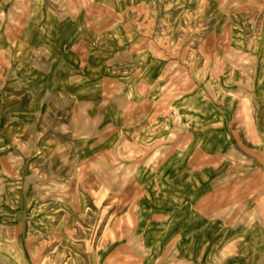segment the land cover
Wrapping results in <instances>:
<instances>
[{
    "label": "rangeland",
    "instance_id": "374dc122",
    "mask_svg": "<svg viewBox=\"0 0 264 264\" xmlns=\"http://www.w3.org/2000/svg\"><path fill=\"white\" fill-rule=\"evenodd\" d=\"M4 1L0 17L9 27L10 39L19 37L24 25L19 22L25 18L31 21L27 39L33 40L37 31L34 32L31 17L36 16L41 19L44 32L55 30L66 36L80 28L83 35L74 44L76 50L101 49L117 55L115 59L119 60H128L131 54L145 50L165 60L167 83L152 105L127 99L119 86L125 80L119 78L125 77L124 72L129 74V68L115 67L106 74L109 80L102 82L104 98L119 107L116 109L122 114V133L114 135L107 127L102 144L94 152L82 153L77 148L82 145L76 142L77 136L91 131L88 127L77 128L73 135L54 127L56 123L59 126V118L72 125L88 126L81 107L69 111L64 98L44 95L43 103L52 112L45 113L42 132L47 135L42 140H47L46 144L54 150L42 155L47 162L42 168L37 167L41 177L28 178L25 190L27 196L37 194L36 203L44 204V211H58L55 220L47 218L46 229L40 234H25L34 264H137L129 255H134L138 264L146 260L145 245L133 231L139 199L161 191L174 202L184 191L193 193L195 186L179 179L140 181L136 175L143 167H135V163L138 160L137 163L146 164L147 170L157 173L162 161L172 154L171 147L187 143V137L168 136L173 128H183V123L172 118L173 102L196 91L201 102L186 99L188 106L192 105L202 116H211L210 121L203 120L197 127L222 128L230 145L217 159L215 210L229 223L251 222L264 227V86L258 84L264 83V0ZM4 64L0 55L2 97ZM2 101L0 109L5 113V98ZM108 107L113 113V106ZM162 113L168 117L166 122L156 119ZM94 119L89 120V127L94 126ZM88 137L91 135L83 137L84 143ZM32 140L29 148L36 142L35 137ZM161 145L167 147L164 152L158 151ZM100 150L105 151L98 154ZM11 157L16 160V155ZM248 157L255 166L260 163L255 173ZM51 180L58 183H50ZM9 188L18 190L11 185ZM19 202L28 207L29 200ZM235 233L241 232L237 229ZM101 245L104 248H98ZM123 254L127 257L121 261ZM165 255L171 260L169 264H177L172 261L174 250ZM253 259L264 264L263 254Z\"/></svg>",
    "mask_w": 264,
    "mask_h": 264
},
{
    "label": "crops",
    "instance_id": "0c3cea01",
    "mask_svg": "<svg viewBox=\"0 0 264 264\" xmlns=\"http://www.w3.org/2000/svg\"><path fill=\"white\" fill-rule=\"evenodd\" d=\"M3 3L5 1L0 0V6ZM31 19L34 32L37 31L33 40L27 39L31 21L25 18L19 22L24 24L19 31V39H10L9 27L0 17V55L5 59L4 97L0 91V108L5 98V113L0 109V264H34V256L28 250L30 243L25 234L31 231L40 234L46 229L47 218H57L55 212L58 210L50 208L44 211V204L36 203L37 194L29 193L27 196L25 190L28 178L36 180L41 177L40 166L47 162L42 159L44 154L54 150L52 145L46 144L47 140H42L47 135L46 131L42 132L45 113L52 112L43 103L44 95L64 98L69 103V111L74 112L78 106L81 107L88 126L72 125L67 119L59 118V126L56 123L54 127L72 135L77 128L88 127L91 131L79 133L75 140L82 143L77 147L80 152L87 153L99 148L107 127L108 132L113 131L114 135L122 133L119 130L122 120L121 111L117 110L119 107L114 101L104 98L102 82L108 79L109 75L106 74H111L109 72L115 67L129 68L130 73L124 72L125 77L119 78L125 80L119 86H122L127 99L139 104L152 105L163 93L167 83L164 80L165 60L156 53L137 51L128 60H119L115 59L117 55L105 53L101 49L76 50L74 44L83 35L80 28L60 36L55 30L44 32L41 19L36 16ZM115 80L118 79L112 81ZM258 84L264 86L262 81ZM189 94V97L183 98L186 94L181 95L173 102L172 118L177 119L178 124L183 123V128H173L168 134L183 139L187 137V143L172 146V154L167 157V161H162V168L159 166L161 170L157 173L147 170L146 164L142 165L140 161L137 163L138 160L135 163V167H143L136 175L140 181L156 182L160 179L167 182L169 179H179L185 185L195 186L193 193L184 191L183 196L174 202L161 191L145 194L139 199L141 202L137 204L133 231L136 233L135 238L143 241L148 255L140 263L169 264L171 260L165 254L174 250L172 261L177 264H257L253 258L264 255V227L251 222H242V226L240 223H229L219 217L215 210V191L219 178L217 159L228 151L227 147L229 149L230 145H227L224 138L228 135L224 134L222 128L204 130L197 127L203 120L210 121L211 116H202L199 110L192 105L188 106L187 101L192 99L193 103L201 102L198 91ZM108 105L113 106V113H110ZM95 110L99 113L94 114ZM90 114H94L92 118H95L93 127H89V120L92 119ZM157 118L163 122L168 120L163 113ZM90 135L85 141L87 146H84L86 143L83 137ZM34 137L36 142L29 148ZM165 147L161 145L157 148L164 152ZM25 148L29 155L24 152ZM103 151L100 150L98 154ZM30 153H33L32 156ZM13 155H16V160L11 157ZM251 160L248 157V164L253 162ZM255 164L252 163L253 173L260 168L259 162L257 166ZM37 167H40L39 170ZM10 169L14 170L10 172ZM51 182L58 183L55 180ZM10 185L18 190L10 191ZM20 200H29L26 205L28 207H25V203L22 207ZM237 229L240 234L235 233ZM256 240L259 241L257 245L254 244ZM39 245L41 247V241ZM98 248L104 247L101 245ZM125 257L127 255L123 254L119 260L123 261ZM129 257L139 263L134 255Z\"/></svg>",
    "mask_w": 264,
    "mask_h": 264
}]
</instances>
